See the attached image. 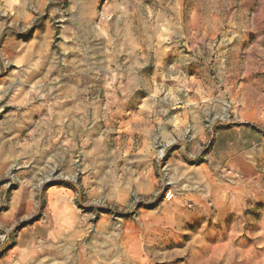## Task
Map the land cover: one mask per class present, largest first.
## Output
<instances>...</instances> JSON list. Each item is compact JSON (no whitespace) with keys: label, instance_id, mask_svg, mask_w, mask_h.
<instances>
[{"label":"rangeland","instance_id":"rangeland-1","mask_svg":"<svg viewBox=\"0 0 264 264\" xmlns=\"http://www.w3.org/2000/svg\"><path fill=\"white\" fill-rule=\"evenodd\" d=\"M0 264H264V0H0Z\"/></svg>","mask_w":264,"mask_h":264},{"label":"crops","instance_id":"crops-1","mask_svg":"<svg viewBox=\"0 0 264 264\" xmlns=\"http://www.w3.org/2000/svg\"><path fill=\"white\" fill-rule=\"evenodd\" d=\"M156 74H153V77ZM113 88H115V84H113V80L109 81ZM111 84H108L107 86L110 87ZM117 88L122 91L127 89V87L124 86H120L118 85ZM112 102L109 99H104L102 101V107L104 109V111H102V114L107 115L109 113V110L111 109V104ZM118 105L120 104V101L117 102ZM122 106H124L125 104L123 103V101L121 102ZM152 102H144L141 101V105H143V107H145V109L143 110H139L138 114H149L151 113V110H146V108H150L152 106ZM64 103L62 101L56 102V104L54 105H49V104H45L44 106H40V109H43L42 113H45L46 115H57L60 118L66 117L67 113L68 114H72L73 113V106L72 104L69 105L70 108L66 109V107H64ZM93 104H82L81 107L84 106H91ZM168 105V104H167ZM169 106L171 108H173V104H169ZM92 107V106H91ZM87 110L89 111V109L87 108ZM86 113L88 114L89 112L86 111ZM118 116H122L125 117L126 115V111L123 108L121 111L118 110L117 112ZM129 113V112H128ZM70 190L69 189H65V190H61V191H57L55 192L54 197L52 198V200L50 201V213L53 217V223H52V227L50 228V230H48V234L54 236L57 233L58 234H63L66 233L68 231V229L72 226V220L75 218V209L72 206V200H71V194H70ZM58 219V227L56 226L57 224V220ZM60 220H63L62 222H59Z\"/></svg>","mask_w":264,"mask_h":264},{"label":"bare ground","instance_id":"bare-ground-1","mask_svg":"<svg viewBox=\"0 0 264 264\" xmlns=\"http://www.w3.org/2000/svg\"><path fill=\"white\" fill-rule=\"evenodd\" d=\"M162 154V153H161Z\"/></svg>","mask_w":264,"mask_h":264}]
</instances>
